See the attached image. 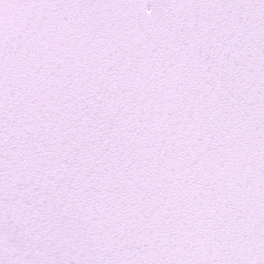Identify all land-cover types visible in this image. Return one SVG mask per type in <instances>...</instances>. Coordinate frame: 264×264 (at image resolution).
<instances>
[{
    "label": "snow or ice",
    "instance_id": "6c2138e0",
    "mask_svg": "<svg viewBox=\"0 0 264 264\" xmlns=\"http://www.w3.org/2000/svg\"><path fill=\"white\" fill-rule=\"evenodd\" d=\"M0 264H264V0H0Z\"/></svg>",
    "mask_w": 264,
    "mask_h": 264
}]
</instances>
